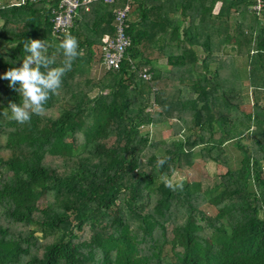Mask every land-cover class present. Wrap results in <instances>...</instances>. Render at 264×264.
Segmentation results:
<instances>
[{
	"label": "trees",
	"instance_id": "trees-1",
	"mask_svg": "<svg viewBox=\"0 0 264 264\" xmlns=\"http://www.w3.org/2000/svg\"><path fill=\"white\" fill-rule=\"evenodd\" d=\"M204 1H186L201 11L181 31L159 0H116L79 8L56 34L58 0H0V76L22 66L25 40H45L51 67L64 61L66 33L79 43L47 112L29 123L10 118L22 97L0 79V264H264V0ZM124 4L130 45L105 70L100 39ZM201 163L224 171L203 186Z\"/></svg>",
	"mask_w": 264,
	"mask_h": 264
},
{
	"label": "clouds",
	"instance_id": "clouds-1",
	"mask_svg": "<svg viewBox=\"0 0 264 264\" xmlns=\"http://www.w3.org/2000/svg\"><path fill=\"white\" fill-rule=\"evenodd\" d=\"M58 48L62 50L64 61L59 67H51L55 61L47 54L45 40H25L23 50L28 55L23 59L22 66L11 68L0 76V79L9 81V87L22 97L21 103L8 105L10 118L15 122L24 125L30 122L33 115L43 116L47 112L45 105L48 100L60 90L64 75L71 71L73 62L79 56V43L71 33H66ZM165 163L164 159L157 161L159 167ZM160 179L173 191L183 188L182 184H173L166 174H161Z\"/></svg>",
	"mask_w": 264,
	"mask_h": 264
},
{
	"label": "built area",
	"instance_id": "built-area-1",
	"mask_svg": "<svg viewBox=\"0 0 264 264\" xmlns=\"http://www.w3.org/2000/svg\"><path fill=\"white\" fill-rule=\"evenodd\" d=\"M42 0H14V5L18 6L25 2H35ZM255 8H259L260 0H255ZM100 2L102 4L113 6L116 0H58L57 5L52 9V30L54 33H65L72 24V19L76 11L83 7L87 8L92 3ZM129 10L128 4H124L121 8H113L111 13L113 15V33L111 36H106L101 41V65L105 70H118L124 58L125 50L130 45V38L126 34L127 27V13ZM130 64V63H129ZM130 69L133 66L130 64ZM140 78L143 80L150 79V75L141 73Z\"/></svg>",
	"mask_w": 264,
	"mask_h": 264
},
{
	"label": "rangeland",
	"instance_id": "rangeland-1",
	"mask_svg": "<svg viewBox=\"0 0 264 264\" xmlns=\"http://www.w3.org/2000/svg\"><path fill=\"white\" fill-rule=\"evenodd\" d=\"M51 51V54H58V51L54 50V49H49ZM153 63V62H152ZM156 66H162V68L165 67V62L164 60H156V62L154 63ZM81 69H86L85 66H82L80 67ZM239 70H241V68H239ZM104 70L102 69V67L97 64V65H94L90 72H89V77L91 79H94V80H98L102 74H103ZM185 94V93H184ZM184 97H186V94L184 95ZM246 98H244V103H249L250 104V99L248 97V94L245 96ZM246 107L247 104H245L244 106L246 108H249L250 106ZM143 131H147L150 133V136L151 138L153 139V141H157V140H168L169 138H171L170 136V131L169 130H164V129H161L160 131H153L152 129H149L148 128H142L141 129V132ZM243 145H246L247 144V140H242L241 142ZM227 155L228 157L230 156V158L232 159V161L234 160L235 156H236V152L233 151L231 148H228L227 149ZM224 169L222 167H218L212 163H201L198 165V173H199V177H200V180H201V185L203 186H209L211 185L212 183V176L216 173H219V172H223ZM180 179V177L177 175V174H174L172 177H171V180L172 181H175V180H178ZM36 237H40L39 234H35Z\"/></svg>",
	"mask_w": 264,
	"mask_h": 264
},
{
	"label": "crops",
	"instance_id": "crops-1",
	"mask_svg": "<svg viewBox=\"0 0 264 264\" xmlns=\"http://www.w3.org/2000/svg\"><path fill=\"white\" fill-rule=\"evenodd\" d=\"M161 3L165 4V6L162 8L161 11H158L159 15H161L162 17L165 16L167 17L171 23V26H178L181 31V29L183 28H188V24L187 21L189 20V18L196 17V15H198L199 11H201V8L196 9L193 5L188 6L189 4L186 3V1L188 0H159ZM185 2V4H183ZM182 3V4H181ZM210 0H205L204 1V5H209ZM220 5V1H216V3L214 4L212 10H211V16L215 15V13L217 12L218 8ZM183 9V15H180V9ZM197 13V14H196ZM191 16V17H190ZM183 17H187L186 20L182 19ZM195 18V19H196ZM130 20V18H129ZM193 24L190 25L189 27H193L194 23H196V20H193L192 22ZM106 36L103 35L102 38L100 39L101 41L105 38Z\"/></svg>",
	"mask_w": 264,
	"mask_h": 264
}]
</instances>
